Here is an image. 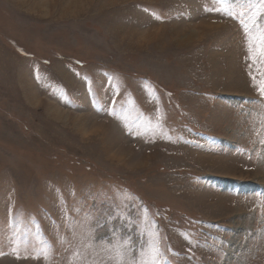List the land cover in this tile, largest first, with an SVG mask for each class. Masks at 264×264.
<instances>
[{"label": "rangeland", "instance_id": "1", "mask_svg": "<svg viewBox=\"0 0 264 264\" xmlns=\"http://www.w3.org/2000/svg\"><path fill=\"white\" fill-rule=\"evenodd\" d=\"M258 13L0 0V264H264Z\"/></svg>", "mask_w": 264, "mask_h": 264}, {"label": "snow or ice", "instance_id": "2", "mask_svg": "<svg viewBox=\"0 0 264 264\" xmlns=\"http://www.w3.org/2000/svg\"><path fill=\"white\" fill-rule=\"evenodd\" d=\"M219 3H226V0H218ZM261 3L264 4V0H261ZM232 15V13H229ZM264 15V13H258L257 19L253 22V28L249 29L247 25H243L244 30V38L247 43V51L248 56L247 60L249 61V75L252 80L255 82L260 77H264V25L259 24V16ZM258 33V35H257ZM258 90L262 96H264V80L258 85ZM93 236L90 231L85 230L81 234V243L85 247H90V241L92 240ZM107 237H99V239H106ZM130 240L131 237L128 236ZM147 241L143 243H138L129 247L128 256L130 257L127 261V264H138L135 258L132 257V253L136 251H140L141 255H143V249L145 248V244ZM154 256L151 260V264H163L157 256L159 255V249L156 248L153 250ZM116 264H124V254L117 252L115 257Z\"/></svg>", "mask_w": 264, "mask_h": 264}]
</instances>
